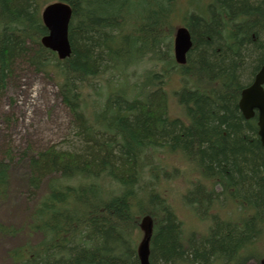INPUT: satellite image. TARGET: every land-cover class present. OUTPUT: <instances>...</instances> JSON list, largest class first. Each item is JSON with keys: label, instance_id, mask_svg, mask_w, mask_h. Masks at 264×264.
Instances as JSON below:
<instances>
[{"label": "trees", "instance_id": "trees-1", "mask_svg": "<svg viewBox=\"0 0 264 264\" xmlns=\"http://www.w3.org/2000/svg\"><path fill=\"white\" fill-rule=\"evenodd\" d=\"M52 2L72 11L64 61L40 45ZM177 26L192 41L183 66L171 52ZM263 62L264 0H0V99L18 66L56 77L79 141L27 156V228L39 241L10 251L13 264H139L145 217L150 264L259 262L264 147L237 104ZM174 77L177 116L165 91ZM166 157L184 172L165 171ZM179 176L188 190L172 191L208 222L204 233L186 232L170 202ZM10 193L11 163L0 160V208ZM19 233L0 221V237Z\"/></svg>", "mask_w": 264, "mask_h": 264}, {"label": "rangeland", "instance_id": "rangeland-1", "mask_svg": "<svg viewBox=\"0 0 264 264\" xmlns=\"http://www.w3.org/2000/svg\"><path fill=\"white\" fill-rule=\"evenodd\" d=\"M172 40L173 37L171 47ZM140 68L143 69L144 66ZM57 81L54 76L37 74L21 65L16 67L14 80L7 86L5 94L0 99V160L11 163V193L8 202L0 208V221L20 230L14 239L0 237V264H13L9 258L10 251L39 241V237L33 236L27 228L29 216L36 202L33 189L28 184L27 156L51 148L57 151L79 146L71 114L59 97ZM179 88L177 77L168 80L165 86V91L170 96L168 113L172 116L183 115L179 108L176 109L172 96ZM33 152L35 153L32 154ZM162 165L165 171L171 173L185 170L183 162L177 157H166ZM46 179L40 185L38 196L46 191ZM185 179L187 178L179 176L171 182L170 202L186 232L204 233L208 222L200 223V220L186 208L187 206L179 201V195L172 191L173 189L181 191V194L185 188L187 191L188 183L184 181ZM228 207L232 208V205ZM136 236L139 240L138 229ZM260 249L264 254V239ZM263 257L264 255L259 257L260 260ZM247 264L259 262L249 261Z\"/></svg>", "mask_w": 264, "mask_h": 264}, {"label": "water", "instance_id": "water-1", "mask_svg": "<svg viewBox=\"0 0 264 264\" xmlns=\"http://www.w3.org/2000/svg\"><path fill=\"white\" fill-rule=\"evenodd\" d=\"M71 9L64 3H52L45 7L41 17L47 34L41 39V45L56 53L59 60L67 59L71 54L68 40V25L71 19ZM192 47L189 32L184 27H178L174 32L173 52L174 60L178 65L186 63V55ZM264 62L255 74L252 82L240 94L238 109L245 120H250L257 113L258 137L264 147ZM144 238L138 248L140 264H149V239L151 223L147 219L142 222ZM264 264V260L261 262Z\"/></svg>", "mask_w": 264, "mask_h": 264}, {"label": "bare ground", "instance_id": "bare-ground-1", "mask_svg": "<svg viewBox=\"0 0 264 264\" xmlns=\"http://www.w3.org/2000/svg\"><path fill=\"white\" fill-rule=\"evenodd\" d=\"M185 28V27H184ZM188 31V30H187Z\"/></svg>", "mask_w": 264, "mask_h": 264}]
</instances>
